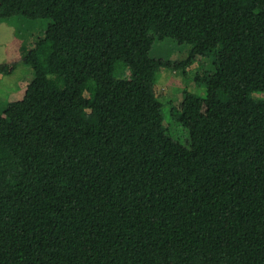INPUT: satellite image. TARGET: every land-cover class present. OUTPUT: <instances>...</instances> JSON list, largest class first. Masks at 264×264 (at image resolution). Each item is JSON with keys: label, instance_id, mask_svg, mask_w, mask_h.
<instances>
[{"label": "trees", "instance_id": "obj_1", "mask_svg": "<svg viewBox=\"0 0 264 264\" xmlns=\"http://www.w3.org/2000/svg\"><path fill=\"white\" fill-rule=\"evenodd\" d=\"M14 17L50 21L20 61L78 95L49 152L0 110V264H264V0H0ZM166 39L186 57L152 58ZM210 53L194 78L227 120L184 91L182 146L156 76Z\"/></svg>", "mask_w": 264, "mask_h": 264}, {"label": "rangeland", "instance_id": "obj_2", "mask_svg": "<svg viewBox=\"0 0 264 264\" xmlns=\"http://www.w3.org/2000/svg\"><path fill=\"white\" fill-rule=\"evenodd\" d=\"M49 23L46 19L22 17L0 20V110L6 107L4 117L14 130L26 144L42 152L53 148L58 124L72 110L78 95V87L71 78L52 75L48 68H44L41 78L36 80L31 69L20 61L33 43L43 36ZM189 48L170 39L155 41L150 56L162 60L184 59ZM214 57L210 53L198 58L186 74L161 69L156 76L154 92L163 106L167 135L182 146H188L189 133L174 120L172 113L174 109L179 110L184 91L204 98L201 111L208 122L222 124L227 120L225 110L194 78L197 73L212 72ZM219 61L224 64L225 53H220ZM12 64L16 66L10 71ZM186 115L190 117V113Z\"/></svg>", "mask_w": 264, "mask_h": 264}]
</instances>
